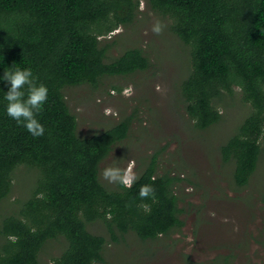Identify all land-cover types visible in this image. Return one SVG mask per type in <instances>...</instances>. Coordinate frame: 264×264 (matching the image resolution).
I'll list each match as a JSON object with an SVG mask.
<instances>
[{"label": "trees", "instance_id": "obj_1", "mask_svg": "<svg viewBox=\"0 0 264 264\" xmlns=\"http://www.w3.org/2000/svg\"><path fill=\"white\" fill-rule=\"evenodd\" d=\"M145 1L170 16L171 30L191 46V70L179 91L197 129L221 119L216 104L235 85L250 103V112L219 146L222 161L234 163V183L246 185L264 140V0ZM138 7V0H0V75L13 63L30 67L48 88L37 114L45 134L36 138L4 114L0 91V201L12 191L19 165L35 172L29 197L0 221V264H38L52 238L65 241L53 264L103 262L108 239L88 230L94 221L105 225L113 242L128 232L154 240L182 226L174 191L179 177L157 173L155 157L130 187L116 182L110 189L100 182L99 164L127 136L128 119L79 136L63 94L67 86H96L105 76L148 66L138 47L105 61L99 43V35L129 21ZM145 184L153 186L154 198L139 197Z\"/></svg>", "mask_w": 264, "mask_h": 264}, {"label": "rangeland", "instance_id": "obj_2", "mask_svg": "<svg viewBox=\"0 0 264 264\" xmlns=\"http://www.w3.org/2000/svg\"><path fill=\"white\" fill-rule=\"evenodd\" d=\"M131 19L99 35L105 61L138 47L148 58L145 69L105 76L96 86L84 83L63 89L76 118V132L88 136L128 119L127 136L115 143L99 164V180L113 189L104 172L118 167L124 178L136 175L155 157L156 172L179 177L174 185L183 224L154 240L133 232L117 242L101 221L88 230L108 239L103 262L96 264H264V140L248 183L233 181V161H222L219 146L251 110L239 86L224 92L216 104L221 119L197 129L184 110L181 79L191 70V46L171 30V18L138 0ZM218 100V99H217ZM34 171L19 165L13 189L0 201V221L27 199ZM62 238L48 240L38 264H53L64 247Z\"/></svg>", "mask_w": 264, "mask_h": 264}, {"label": "clouds", "instance_id": "obj_3", "mask_svg": "<svg viewBox=\"0 0 264 264\" xmlns=\"http://www.w3.org/2000/svg\"><path fill=\"white\" fill-rule=\"evenodd\" d=\"M13 64L5 67L0 75V83L4 85V89H0L3 92L4 114L32 137L43 136L45 128L37 119V114L43 110L48 99V88L36 82L30 67H13ZM104 175L109 181L120 182L124 187H130L136 179L131 174L124 178L118 167L106 169ZM154 191L153 186L145 184L140 187L138 195L141 199L154 198Z\"/></svg>", "mask_w": 264, "mask_h": 264}]
</instances>
